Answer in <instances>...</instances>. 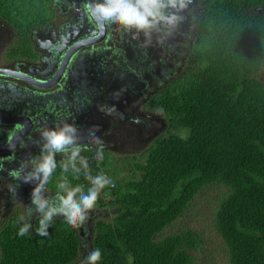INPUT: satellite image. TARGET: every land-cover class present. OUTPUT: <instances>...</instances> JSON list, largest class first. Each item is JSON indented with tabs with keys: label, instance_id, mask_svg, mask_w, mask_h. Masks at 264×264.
Returning <instances> with one entry per match:
<instances>
[{
	"label": "trees",
	"instance_id": "trees-1",
	"mask_svg": "<svg viewBox=\"0 0 264 264\" xmlns=\"http://www.w3.org/2000/svg\"><path fill=\"white\" fill-rule=\"evenodd\" d=\"M258 4L207 1L182 75L149 102L164 116L165 133L138 154L144 161L122 170L128 178L114 172L110 154L99 160L97 150L80 153L92 177L112 181L95 207L111 208L113 215L95 217L90 234V252L101 251L98 264H196L199 250L208 256L203 231L185 227L161 236L210 187L226 189L212 226L228 263L264 264V17L250 11ZM40 6L0 0V11L21 23L34 19L39 25L46 11ZM66 160L56 158L49 189L57 191L66 176L87 191L84 171L79 178L62 171ZM2 198L0 193V264H82L90 253H82L77 229L62 217H54L46 237L35 233L36 216L32 229L19 236L25 213L16 207L2 219Z\"/></svg>",
	"mask_w": 264,
	"mask_h": 264
},
{
	"label": "flooded vegetation",
	"instance_id": "flooded-vegetation-1",
	"mask_svg": "<svg viewBox=\"0 0 264 264\" xmlns=\"http://www.w3.org/2000/svg\"><path fill=\"white\" fill-rule=\"evenodd\" d=\"M29 1L30 5L35 2L46 7L39 25L34 19L15 21L6 11H0V116L15 122L27 110L36 114H26L31 119V129L37 130L29 135L27 146L24 141L20 144L28 157H14V161L10 160L13 167L40 154V133L47 125L56 128L68 123L78 133L83 131L80 112L92 111L93 101L100 105L103 102L111 117L102 116L105 127L99 135L79 141L94 146L82 148L81 152L95 151L100 144L104 153L115 157L129 158L145 151L167 128L164 116L149 107L150 99L182 75L208 0H189L181 13L182 22L170 35L165 30L153 35L148 47L158 45L161 53L157 59L152 60L143 44L134 61L127 57L131 34L90 20L84 9L89 0ZM258 1L250 11L264 17V0ZM102 27L105 34L99 40ZM262 77L264 80V74ZM15 129L0 125V141ZM63 155L57 154L56 158ZM11 179L1 171L2 215L5 194L13 185ZM51 191L50 196H55L56 191ZM29 203L28 196H19L5 215L16 207L25 213L24 206ZM98 210L94 207L88 220L77 228L82 234V253L90 252V234Z\"/></svg>",
	"mask_w": 264,
	"mask_h": 264
},
{
	"label": "clouds",
	"instance_id": "clouds-1",
	"mask_svg": "<svg viewBox=\"0 0 264 264\" xmlns=\"http://www.w3.org/2000/svg\"><path fill=\"white\" fill-rule=\"evenodd\" d=\"M189 0H89L84 5L90 20L98 21L106 26H116L134 38L143 36L144 45L151 43L154 34L161 30L171 34L182 22L181 13L188 7ZM41 150L38 156L23 162L9 175L22 184L33 185L30 192V203L25 205V214L18 235L25 236L33 225L31 218L38 217L36 235L46 237L54 217H62L64 222L73 228L82 226L89 218L90 211L95 207L102 189L110 185L109 177L99 174L92 177L86 171L87 160L80 156L82 146L80 136L75 126L64 123L53 129L40 133ZM65 154L66 161L61 162L62 171H71L73 177L79 178L84 171L91 186L84 191L82 185L71 186L65 176L57 184L55 196L46 192V185L57 168L56 155ZM96 158L103 160V145L97 148ZM79 160V167L77 161ZM19 185H9L10 193L15 196ZM101 251L97 248L84 258L82 264H98Z\"/></svg>",
	"mask_w": 264,
	"mask_h": 264
},
{
	"label": "water",
	"instance_id": "water-1",
	"mask_svg": "<svg viewBox=\"0 0 264 264\" xmlns=\"http://www.w3.org/2000/svg\"><path fill=\"white\" fill-rule=\"evenodd\" d=\"M104 34H105L104 27H102V36L99 38V40H102ZM115 37H117V35H115ZM129 40H130L129 42L131 46L129 47V54L127 55V57H129L130 59L134 61L137 58V52L141 50V46H143L144 44V38L143 36L134 38L133 35L131 34V36L129 37ZM152 42L153 41L151 40L150 44H152ZM145 51L148 52L152 60L157 59L158 55L161 53V51L158 49V45L157 46L155 45V47H152V48L145 46ZM92 105H93L92 111L81 110L80 112V116H81L80 119L83 125L82 126L83 131L79 133H80L81 138L83 139V140L82 139L80 140L83 142L87 141L88 139L92 137L95 138V135H99L100 133L99 131H102L104 129L105 120L104 121L102 120V116L111 117L109 110L107 111L106 106L105 107L103 106V102L100 105L99 103H97V101H93ZM27 113H28V116L36 115L35 113H33V111L30 112V110H27L24 114H20L23 116L16 119L15 122H11L10 120L7 121V117H2L4 115L0 116V125L11 126V127L16 128L14 131L9 132L8 134L7 133L4 134L3 139L0 141V163L2 164V169L0 170V174L2 171L4 174L8 175L10 170H16L19 168L20 166L19 164H16L15 167H13L12 162H10V160H12L14 157L18 156L19 158H21L22 156H25V155L27 156V151H24L23 149H21L20 144L24 141V144L27 146L29 135H31V133L32 134L35 133L37 130L35 128L31 129L32 122H31V119L26 116ZM72 123L77 124L76 121H72ZM45 128L53 129L55 127L53 125H47V127ZM37 135L38 134H36L35 136ZM91 144L86 142V143H81V146L82 148H89L92 146ZM11 183L13 185L18 184L19 188L17 189V193L15 194V196H13V194L10 192H7L5 194V202L3 206L2 219L6 216L5 214L9 206L11 205L12 202L15 201L17 197L26 195L29 197V201H30V192L32 190L33 185L22 184L19 180H15L13 178L11 179ZM46 192L48 195H50V192H52L51 189H49L48 184L46 185ZM78 235L81 240L82 234L78 232Z\"/></svg>",
	"mask_w": 264,
	"mask_h": 264
},
{
	"label": "rangeland",
	"instance_id": "rangeland-1",
	"mask_svg": "<svg viewBox=\"0 0 264 264\" xmlns=\"http://www.w3.org/2000/svg\"><path fill=\"white\" fill-rule=\"evenodd\" d=\"M131 154V153H130ZM140 152L134 153L135 159H126L120 160L122 156L112 158V165L114 172L116 171L119 175L129 177V171L123 172L122 170L125 167L128 168L129 163L134 161H144L141 156H138ZM141 155V154H140ZM109 160H111L108 157ZM110 162V161H109ZM226 192L224 188H215L210 187L208 189L203 190L191 203V206L188 207L185 215L174 222L173 226L167 228L161 237H165L168 235H172L178 232L181 228H191L194 230H199L204 232L205 240L207 244H204V248H206L207 255L201 254V250L198 251L196 256V264H229L228 258L226 255V251L222 245L221 240L216 235L212 223L214 210L218 204V201L223 193ZM98 215L96 218L106 217L109 218L113 215L112 209H103L98 210Z\"/></svg>",
	"mask_w": 264,
	"mask_h": 264
},
{
	"label": "built area",
	"instance_id": "built-area-1",
	"mask_svg": "<svg viewBox=\"0 0 264 264\" xmlns=\"http://www.w3.org/2000/svg\"><path fill=\"white\" fill-rule=\"evenodd\" d=\"M108 186H109V185H108ZM110 186H111V184H110ZM100 196H101V199H103V200H108V198H109V197H108L106 194H104V193L101 194Z\"/></svg>",
	"mask_w": 264,
	"mask_h": 264
}]
</instances>
